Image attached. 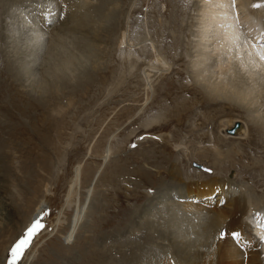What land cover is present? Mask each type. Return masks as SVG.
Returning a JSON list of instances; mask_svg holds the SVG:
<instances>
[{
	"label": "rangeland",
	"instance_id": "1",
	"mask_svg": "<svg viewBox=\"0 0 264 264\" xmlns=\"http://www.w3.org/2000/svg\"><path fill=\"white\" fill-rule=\"evenodd\" d=\"M237 1L233 6L231 0V9L238 8L236 13L232 11V24L237 25V17L245 12L250 16L247 21L254 20L264 27V0ZM202 3L0 0V264H9L10 249L25 237L39 215L43 228L32 238L18 264H89L94 252L97 257L93 260L99 263L103 262L100 251H105L110 264H127L125 255L131 251V244L125 245L133 234L130 231L139 227L143 229L141 233H147L149 243L142 249L149 250L151 264H188L193 256L194 264H233L221 255L230 248L233 233L255 230L250 223H254L253 215L260 216V211H264V178L254 180L250 178L252 173L245 176L240 171L244 179L236 164L215 170L210 158L204 157L192 161L211 172L199 169L197 175L193 171L197 167L191 165L188 156L211 144L210 138L198 139L200 133L211 137L212 128L223 138V122L238 121L239 127L244 125V131L246 125L254 129L247 124V118L256 111L261 123L257 124L259 132L251 134L247 127L245 133L255 141H264V71L257 70L250 61L248 68L254 72V81L244 75L245 87L256 92L250 102L252 112L237 106L235 100L222 99L226 94H219L222 88L215 84L227 78L224 74L228 72L206 60L209 56L215 58L210 50L212 41L206 46L205 61L198 64L193 56L199 50L193 43L199 29L204 28L211 38L219 36L221 40L216 43L221 46L224 32L220 30L226 26L222 20H217L215 26L203 21ZM258 3L262 7H254ZM251 6L259 10L253 12ZM24 20L26 26L22 24ZM36 26L41 33L45 31L46 35H41L44 41L33 37L31 32ZM230 28L232 31L233 27ZM51 38L52 43H45ZM196 67L200 78L206 77L201 83ZM208 77L213 84L207 86ZM183 98L192 100L190 109L173 119L171 110ZM194 101L199 109L192 105ZM202 110L203 114L216 116L210 121L202 120ZM149 122L153 124L147 125ZM193 124L197 127L194 125L196 129L188 136ZM236 142L248 150L251 147L246 139L236 138ZM260 148L253 147L250 161L264 160V150ZM246 163L250 164L248 159ZM170 166L176 167L173 173L181 177L183 184L175 183L177 179L170 174ZM231 170L236 174L231 179L234 189L238 190L237 183L245 189L249 187L245 197H259L255 205L244 207L243 196L238 197L237 210L216 217L219 225L209 224L205 238L190 230L197 221L194 215L187 213L189 221L178 213L176 220L174 213L168 218L167 210L175 208L171 201H183L182 195L189 194L191 186L207 177L227 176ZM164 184L166 188L162 190L172 186L167 195H161L159 188ZM235 190L231 194L237 196ZM217 195L211 206L222 207L225 204L220 203L222 198L218 200ZM176 208V212L183 211L180 205ZM77 218L74 227L71 221ZM205 218L201 219L202 227L209 223ZM256 226L260 227V223ZM153 228L157 230L152 232ZM160 228L162 235L158 233ZM235 241L239 243V239ZM134 244L137 242L133 240ZM258 244L255 254L264 259L263 240ZM139 263L137 259L133 261Z\"/></svg>",
	"mask_w": 264,
	"mask_h": 264
},
{
	"label": "bare ground",
	"instance_id": "2",
	"mask_svg": "<svg viewBox=\"0 0 264 264\" xmlns=\"http://www.w3.org/2000/svg\"><path fill=\"white\" fill-rule=\"evenodd\" d=\"M203 1L204 3H202V9H201V12L202 14H200V16H202V20H206L207 21H210L214 26L215 24H217V20L219 21H224L225 23V27H223V30L221 29L220 31L221 32H224V35L222 38L223 42H221V46L218 45L216 42L217 40H219V36L218 37H213L211 38L210 36H208V33L206 34L205 33V29L202 28L198 30V36H195L197 37V39H195V42L194 43V46H197L199 48V50H196L194 53H193V56H194V59L196 60V62L199 64L204 60V55H205V49H206V46L209 44L208 41H212L211 42V48L210 50H213V52L211 53V55H213L214 59H212L210 56L207 57L206 60H210V63L214 66H217L219 67L220 69L225 70L226 72H228L227 74H224L227 76V78L225 79H222V80H218V82L215 84L216 86H221L220 88L221 91L219 92V94H226L224 95L225 98H222L223 100H235L236 103H232L231 106H241L242 108H244L245 110L247 111H251V106L250 104L252 103L251 102V98L253 97L254 98V95L256 94V92H253L251 90H249V87H245L246 84H245V80H244V75L247 76V78H251L253 80V76H254V72L251 71V69L248 68V63H250V61L252 62V64L254 65V67H256L257 70H263L264 71V60L262 59H259L258 57H260V54L261 53H264V27L263 26H259V24H255L254 20L252 21H247L246 18H249L250 16L249 15H246L245 12L238 18V20L236 19V23L237 25L235 24H232L231 22L234 20V12L236 13L238 8L236 9H231V0H210L211 2H209V0H201ZM208 2V3H207ZM244 5H247L246 2L247 1H243ZM230 3V5L228 6V4ZM214 4V5H213ZM236 4H238V1L235 0V4L233 6H236ZM239 4H241L239 2ZM242 4V5H243ZM254 4V3H253ZM259 4V3H258ZM242 5H239L240 7ZM243 5V6H244ZM261 5V4H259ZM203 6L206 7L207 9H203ZM215 6H218V7H215ZM230 7V8H229ZM239 7V8H240ZM245 7V6H244ZM242 7V8H244ZM262 7V6H260ZM222 10V11H219V10ZM234 10V12H232ZM240 10V9H239ZM243 10V9H242ZM251 10L254 12V11H258L259 9L258 8H253L251 6ZM261 10V9H260ZM263 11V10H262ZM60 13V12H59ZM63 14V13H62ZM209 15V17L207 16ZM234 15V16H233ZM245 15V18H243ZM256 15V14H255ZM63 17V16H62ZM206 19H205V18ZM260 17H261V14H260ZM264 17V16H263ZM42 17H40L41 19ZM50 18V17H49ZM200 18V19H201ZM220 18V19H218ZM43 19V18H42ZM63 19H65L63 17ZM62 19V20H63ZM60 20V19H59ZM174 20V19H173ZM239 20H241V22H238ZM264 20V19H263ZM61 21V20H60ZM73 21V20H72ZM175 21V20H174ZM202 21V22H203ZM256 21V20H255ZM74 22V21H73ZM205 22V23H206ZM215 23V24H214ZM222 23V22H221ZM220 23V24H221ZM22 24H27V22H25V20L22 22ZM50 24V23H48ZM72 24V23H71ZM242 24V26H241ZM45 25V24H44ZM62 25V24H61ZM202 25V24H201ZM26 26V25H25ZM24 26V27H25ZM200 26V25H199ZM198 26V28H199ZM230 26L233 27L232 31H231V28ZM204 27V26H203ZM208 27V26H207ZM220 27V25H219ZM218 27V28H219ZM236 27V28H235ZM240 28L239 29H237ZM33 28V27H32ZM37 26L34 27V29H32V32L33 33V37H35L36 39H39L41 40V35H46L45 34V31L43 33H41V31H38L37 29ZM45 28V26H44ZM64 28V27H63ZM201 28V26H200ZM206 28V27H205ZM211 28V27H210ZM221 28V27H220ZM26 29V28H25ZM204 29V30H203ZM208 29V28H206ZM216 29V28H215ZM55 30V29H54ZM210 31V29H209ZM219 31V30H218ZM246 31H249V33L251 32V34H245ZM261 31V32H260ZM29 32V31H28ZM27 32V33H28ZM68 32V31H67ZM217 32V31H216ZM24 33V32H23ZM30 33V35H31ZM211 33V31L209 32ZM214 34V32H213ZM50 35V34H49ZM219 35H221V33H219ZM51 36V35H50ZM50 36H48L50 38ZM53 36V35H52ZM51 36V37H52ZM58 36V35H57ZM249 36V39H247L246 41V38H248ZM32 37V35H31ZM43 37V36H42ZM47 37V36H46ZM252 37V39L250 38ZM44 38V37H43ZM179 38V37H178ZM27 40V39H26ZM38 40V41H39ZM54 40V39H53ZM52 38L51 39H48L47 42L45 43H52ZM184 40V39H183ZM221 40V39H220ZM219 40V42H220ZM41 41H44V40H41ZM182 41V40H181ZM194 41V40H193ZM183 42V41H182ZM188 44V43H187ZM191 44V42H190ZM242 45V46H241ZM184 46V45H182ZM220 46V47H219ZM218 48H219V51H218ZM207 50V49H206ZM209 50V49H208ZM209 50V51H210ZM236 50V53L234 52ZM200 51V52H199ZM217 51V52H216ZM247 51V52H245ZM222 53V55L220 56L219 54L217 53ZM245 52V53H244ZM208 53V52H207ZM184 54V53H183ZM182 54V55H183ZM210 55V54H209ZM179 57V56H178ZM177 57V58H178ZM209 58V59H208ZM184 59V58H183ZM184 62V61H183ZM185 63V62H184ZM193 64V63H192ZM209 64V63H208ZM190 65V64H189ZM180 66V65H179ZM191 66V65H190ZM240 66H242L243 68V72H241V68ZM192 67V66H191ZM194 69V68H193ZM201 69V68H200ZM254 70V69H253ZM182 71V70H180ZM198 71H199V67H196L195 69V72H196V77H198V79L200 78V73L198 75ZM206 72H208V68H205ZM216 71V70H214ZM221 71V73H222ZM224 71V72H225ZM202 72V71H201ZM219 72V71H218ZM205 73V72H203ZM257 72H255L256 74ZM194 75V74H193ZM211 75V73L209 74ZM219 75V74H218ZM215 76V75H214ZM245 76V77H246ZM264 76V75H263ZM183 77V76H182ZM205 77V76H204ZM204 77L200 78V83L202 82V79H204ZM221 77V76H220ZM223 77V76H222ZM192 78V77H191ZM206 78V77H205ZM216 78V76H215ZM185 79V78H184ZM195 79V78H194ZM193 79V80H194ZM213 79V78H212ZM217 79V78H216ZM251 81V80H250ZM249 81V82H250ZM254 81V80H253ZM178 82V81H177ZM204 82V81H203ZM179 83V82H178ZM207 83L206 84L207 86L208 85H212L213 84V81H211V78L208 77L207 79ZM215 83V82H214ZM238 83L240 85H238ZM199 84V83H198ZM205 84V83H204ZM248 84V83H247ZM256 84V83H255ZM250 85V84H249ZM182 86V85H181ZM184 86V85H183ZM252 86V85H251ZM254 87L256 85H253ZM252 86V87H253ZM260 86V85H259ZM189 87V86H188ZM206 87V86H205ZM242 87H245L244 89L242 90H239L240 88ZM182 88V87H180ZM212 88V87H211ZM214 88V87H213ZM248 88V89H247ZM251 88V87H250ZM183 89V88H182ZM252 90H255L253 88H251ZM260 89V88H258ZM181 91V90H180ZM190 91V89H189ZM201 91V90H200ZM214 91V90H213ZM260 91V90H258ZM178 93V91H177ZM193 93V92H192ZM218 93V92H217ZM179 95V94H178ZM198 95V94H197ZM218 94H216V97H217ZM250 95H253V96H250ZM180 96V95H179ZM189 96V95H188ZM221 96V95H220ZM219 96V97H220ZM250 96V97H249ZM183 97V96H182ZM223 97V96H222ZM262 97V96H261ZM189 98V97H188ZM214 98V97H213ZM190 99V98H189ZM195 99V98H194ZM221 99V100H222ZM255 99V98H254ZM260 99V98H259ZM181 100V99H180ZM213 100V99H212ZM217 100H220L219 98H217ZM196 101V100H195ZM194 101V103L192 105H194V108H197L195 107V104L196 102ZM199 101V100H198ZM201 101V100H200ZM216 101V100H215ZM234 101V102H235ZM262 101V99H261ZM192 102V100H191ZM191 102H188V99L186 98H183V101L179 104V101L176 103V105L174 106V109L171 110L175 113L172 112L171 115H173V119L175 118V115L178 114V115H182L185 111H187L188 109H190V105L189 103ZM217 102V101H216ZM227 102V101H226ZM231 102V101H230ZM251 102V103H250ZM202 103V102H201ZM228 103V102H227ZM199 104V103H198ZM213 104V103H212ZM236 104V105H235ZM263 104V103H262ZM230 105V104H228ZM162 106V105H161ZM244 106V107H243ZM247 109H246V108ZM251 107V108H250ZM163 107H161L162 109ZM193 108V107H192ZM184 109V110H183ZM187 109V110H186ZM199 109V108H197ZM209 109V108H208ZM165 110V109H164ZM217 110V109H216ZM221 110V109H220ZM220 110H217L218 112H220ZM256 110V109H255ZM254 110V111H255ZM215 111V110H214ZM213 111V112H214ZM253 111V110H252ZM251 111V112H252ZM196 112V111H195ZM202 112V115H200V117L207 121H210L212 120V118H214L216 116L215 115H209L208 114H203L204 110L201 111ZM211 112V111H209ZM217 112V113H218ZM258 112V111H256ZM256 112H255V115H250L248 118H247V124H252V126L254 127V129L248 125H246V128H245V131L248 127V129L250 130L251 134L253 133H257L259 132V126L257 124H261L258 120H260L259 116L256 115ZM164 113V112H163ZM190 113H191V110H190ZM206 113V111H205ZM254 113V112H253ZM212 114V113H211ZM262 114V113H261ZM167 115V114H166ZM192 115V114H191ZM190 115V116H191ZM198 115V114H196ZM162 116V115H161ZM170 119L171 116L170 114L167 115ZM180 117V116H179ZM199 117V115H198ZM200 118V119H201ZM262 119V118H261ZM237 120V119H235ZM187 123H188V119H186ZM201 121V120H200ZM264 121V120H263ZM171 123V121H168ZM229 122V123H228ZM234 121H227L226 123L223 122V124H221V126H224L222 129V131H224L225 135L224 137H220L218 136L217 134H215L216 132H214L215 130H212V128L210 129V133H211V137H208L207 133H200L198 135V139L202 138V139H209L211 141V144H209V147H202L203 149L200 150L199 152L198 151H193V153H191L189 157L190 159V162H193L192 160H199L198 158L200 157H204V158H210L209 161L211 163V166L215 169V170H219V169H226L228 168L229 166H232L234 164H236L237 166H239V174H241L240 171L242 172H245V176L247 173L251 174L252 175L250 176V178L252 179H262L264 178V160L263 159H260V158H256V159H251L250 161V158H251V155H252V151H253V147L254 146H260L261 148L260 149H263L264 150V141H261L259 139H256V141L254 139H251L250 137H248V134L247 132L245 133V131L243 130L244 129V125L238 127L233 134H228L225 130L230 127V125L233 123ZM162 123V122H161ZM150 124H153L152 122H149L147 123V125H150ZM191 124V123H190ZM192 125V124H191ZM190 125V128H189V132L190 134H187L188 136L191 135L192 132H194V130L196 129V124H193V126ZM196 127H195V126ZM205 126V125H204ZM210 126V125H209ZM214 127V125H212ZM210 126V127H212ZM220 126V127H221ZM263 126V125H262ZM185 127V126H184ZM189 127V126H188ZM195 127V128H194ZM206 127V126H205ZM219 127V129H220ZM264 127V126H263ZM185 129V128H184ZM216 129V127L214 128ZM247 129V131H248ZM252 129V131H251ZM178 130V129H177ZM187 130V129H186ZM179 131V130H178ZM208 131V130H207ZM206 131V132H207ZM262 131V130H260ZM181 133L179 132L178 135H180ZM220 135V134H219ZM229 135V136H227ZM230 135H233V136H230ZM174 137L176 136L175 134L173 135ZM223 136V135H222ZM237 136H242V137H237ZM257 136V135H256ZM197 137V136H196ZM236 138H242V139H246L248 140L247 144H251V147L250 149L248 150L246 146L242 145L240 146V142H236L235 144V141H236ZM253 138V137H252ZM167 140H165L166 142ZM196 141V140H195ZM164 142V143H165ZM256 142V143H255ZM224 144H226V146L224 148H222V146H224ZM168 145V144H167ZM263 146V147H262ZM248 147V148H249ZM177 150V149H176ZM248 150V151H247ZM254 156V155H253ZM252 156V157H253ZM255 157V156H254ZM187 158V157H186ZM249 161L250 164L246 163V161ZM189 163V162H188ZM197 163V162H196ZM198 165H200V167H197V169H193V171H197V173H200L201 170L204 171V169H207V173L211 172L210 169H208L207 167L204 168L203 165H201L200 163H197ZM188 167V166H187ZM195 167V166H194ZM170 171H172L170 174L173 173V171L176 169L175 166H170L169 167ZM201 169V170H199ZM183 170V169H182ZM185 170V169H184ZM209 170V171H208ZM214 170V171H215ZM192 172V170H190ZM233 175L232 177H228L230 179L227 178L226 175H224V177H217L216 178H211L209 179L208 177L206 178V180H201V182L203 183H198L194 186H191L189 188V194H185V195H182L183 197V201H180V200H177L176 202L175 201H171L170 203H172V205L175 206L174 210L172 209H168L167 210V216L168 218L172 216V214L174 213V217L173 219H177L178 216H177V213L182 215V216H186L188 217V220L189 221V217L190 215H188L187 213L191 214V215H194V218H196V222L194 223L193 226H191V229L190 230H193V234L196 235V236H200V237H203L205 238V234L206 232L208 231V226L209 224L211 226H218L219 225V221L216 217H218L219 215H223V214H227L228 211L230 213H234L236 210H237V207H238V203H236L237 201V198L240 196H243L242 197V201H243V206L244 207H249L251 203H253V205H255L258 201H259V197L257 196H253L252 198H246L245 195L248 194V190H249V187L247 189H245V187H243L240 183H237L238 185V190H235V184H234V180H231L235 177V170H231ZM180 172V171H179ZM206 172V171H205ZM217 171L214 172V174H216ZM195 174V175H196ZM203 174V173H202ZM176 175V172L173 173V178L175 177L177 179V181L175 182L177 185L178 184H183L184 181L181 180L179 177L175 176ZM190 175V174H189ZM198 175V174H197ZM242 175V174H241ZM244 175H242L241 177L245 179ZM249 176V175H247ZM215 177V176H214ZM195 178V177H194ZM200 178V177H199ZM205 178V176L203 177V179ZM175 179V180H176ZM174 180V181H175ZM190 182L193 181L194 183V180H189ZM198 181V180H196ZM241 181V180H240ZM243 182V181H242ZM166 183V182H165ZM170 183V182H168ZM197 183V182H196ZM187 184V183H186ZM264 184V183H263ZM161 185V184H160ZM176 185V186H177ZM257 185V183H256ZM172 187V186H171ZM171 187L168 188V190H162V189H165L166 186L164 184V187L160 186L159 188L163 191V193H161V195H167L168 194V191L171 189ZM175 187V186H174ZM235 190L238 195L235 196V195H232L231 192ZM247 190V191H246ZM180 193V192H179ZM215 194H218L216 198L221 199L220 200V203L222 204H225L223 205L222 207H217V206H211V203H212V198L215 196ZM251 194V193H250ZM253 194V193H252ZM221 197V198H220ZM245 197V198H244ZM232 198V199H231ZM174 199V198H173ZM171 199V200H173ZM159 200V198H158ZM217 200V199H216ZM215 200V201H216ZM170 201V200H169ZM215 205H218L219 203L218 202H215ZM7 204V203H5ZM179 206L180 205V208L185 211H179L176 212L175 210L177 209L176 206ZM166 206V205H165ZM37 209V208H36ZM151 207L149 208L148 211L145 212L148 213L150 211ZM244 209V208H243ZM160 211V210H159ZM75 212V211H74ZM78 212V211H77ZM181 212V213H180ZM261 213V214H260ZM260 216L258 215H253V219H254V223H250L251 225H253L252 227H255V230H251V229H248V233H245V232H240V235H239V243L238 244H235L236 241H235V238L233 239V242L231 240H229V245H230V248L228 249V251H226L225 253H223L221 256L226 257L228 259V262L230 263H233V264H264V259L261 258L260 254H255L256 252V249H258L259 245L258 244V241L259 240H263L264 242V211H260ZM78 214L80 215L81 214V211L78 212ZM207 215L208 218H205ZM71 217V216H70ZM129 218V217H128ZM127 218V219H128ZM205 218V220L207 219V221L209 222L207 225H205L204 227L201 226V219ZM78 219L77 220H72V224L74 225V227L77 226V222H78ZM250 220L249 217H247V220ZM36 220H42L40 219V215L38 216V218ZM35 220V221H36ZM34 221V222H35ZM246 221V220H245ZM33 222V223H34ZM149 222V221H148ZM191 222V221H190ZM255 222H259L260 223V227L256 226L257 223ZM32 223V224H33ZM41 223V222H40ZM136 223V222H135ZM187 225L190 226V223L189 222H186ZM150 224V223H149ZM140 225V224H139ZM152 225V224H151ZM249 223L246 222L245 223V226H248ZM137 227V226H136ZM152 227V226H151ZM257 227V228H256ZM132 228V227H131ZM135 228V227H134ZM159 228V227H158ZM189 228V227H188ZM244 228V227H243ZM246 229V228H245ZM253 229V228H252ZM143 230V229H142ZM141 228H136L134 231H130L131 233H133L132 235L129 236V240L128 239H123L124 240H128L127 241V245H125L126 247L128 246V244H131L129 245V249H131V251H129L126 255H125V262L127 264H133V261L134 260H138L139 264H151V257L152 255H149V250L146 249V253L145 251L143 252V248L142 249V246H148V237H147V233H141L140 231H142ZM155 228L152 229V232H154ZM128 231V230H127ZM162 231L163 229L160 228V232L159 235H162ZM129 232V233H130ZM232 232V231H231ZM237 232V231H236ZM235 232V233H236ZM73 235V233L71 234V236ZM71 236H70V239H71ZM117 236V235H116ZM132 236H135V237H132ZM73 238H74V235H73ZM229 237H227L228 239ZM136 241L137 244H134L132 245V242ZM120 241V240H119ZM117 242V241H116ZM119 244V243H118ZM117 244V245H118ZM90 247V246H89ZM258 247V248H257ZM113 248V247H112ZM195 248V247H194ZM106 249H107V246H106ZM140 249V250H139ZM142 249V251H141ZM109 251L111 250V248L108 249ZM261 250V249H259ZM136 252V253H133V252ZM81 252V251H80ZM93 250H91L90 252V255L92 254ZM102 258H103V262L102 260L99 261V263H95V261L93 260L94 257H97V254L96 252H94L93 254H96V256H93L92 254V259L90 258V262L89 264H110V261L107 260V258H105V251H100L98 252ZM151 253V252H150ZM83 254V253H82ZM83 256V255H82ZM221 256H217V259ZM80 257V256H79ZM76 258V257H75ZM81 259V258H79ZM97 259V258H96ZM221 259V258H220ZM219 259V260H220ZM227 262V261H226ZM188 264H194V256L191 257V259L188 260Z\"/></svg>",
	"mask_w": 264,
	"mask_h": 264
},
{
	"label": "snow or ice",
	"instance_id": "3",
	"mask_svg": "<svg viewBox=\"0 0 264 264\" xmlns=\"http://www.w3.org/2000/svg\"><path fill=\"white\" fill-rule=\"evenodd\" d=\"M232 4H235V0H232ZM257 4L254 7H260ZM260 58L264 60V53L260 54ZM135 145H133L134 147ZM43 228V225L39 220H36L30 228L27 229V234L24 238L20 239L11 249H10V259L9 264H18L24 257L25 251L30 246L32 238ZM223 236V233L221 234ZM239 233H233L234 238L239 239Z\"/></svg>",
	"mask_w": 264,
	"mask_h": 264
},
{
	"label": "water",
	"instance_id": "4",
	"mask_svg": "<svg viewBox=\"0 0 264 264\" xmlns=\"http://www.w3.org/2000/svg\"><path fill=\"white\" fill-rule=\"evenodd\" d=\"M239 127V122L238 121H235L233 122V124L228 128L226 129V132L229 133V134H233L234 131ZM191 165L192 166H195V167H200V165H198L197 163L195 162H191ZM201 168V167H200ZM204 171L207 172V169H204ZM209 171V170H208ZM233 173L232 171H229L228 174H227V177H232Z\"/></svg>",
	"mask_w": 264,
	"mask_h": 264
}]
</instances>
